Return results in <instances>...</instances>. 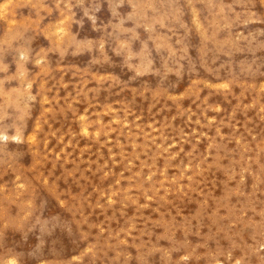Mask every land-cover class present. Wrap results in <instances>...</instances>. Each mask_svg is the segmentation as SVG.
<instances>
[{
	"label": "rangeland",
	"instance_id": "rangeland-1",
	"mask_svg": "<svg viewBox=\"0 0 264 264\" xmlns=\"http://www.w3.org/2000/svg\"><path fill=\"white\" fill-rule=\"evenodd\" d=\"M3 128L0 264H264V0H0Z\"/></svg>",
	"mask_w": 264,
	"mask_h": 264
},
{
	"label": "bare ground",
	"instance_id": "bare-ground-1",
	"mask_svg": "<svg viewBox=\"0 0 264 264\" xmlns=\"http://www.w3.org/2000/svg\"><path fill=\"white\" fill-rule=\"evenodd\" d=\"M57 32V31H56ZM97 47V46H96ZM20 53V56L22 57V58H26V56H27V52L26 51H20L19 52ZM108 54V53H107ZM111 67V66H110ZM259 77V76H258ZM27 84V83H26ZM177 84V83H176ZM23 86H24V84H23ZM31 97V96H30ZM29 101V100H28ZM81 127H82V124H81ZM8 130V129H7ZM7 130H5L4 128L3 129H1L0 130V139L1 138H3V139H6L7 137H8V135H9V131H7ZM82 130H84V131H86V128L83 126V129ZM81 130V131H82ZM20 136V135H19ZM10 137H14V134H13V136L11 135ZM9 137V138H10ZM19 138V137H18ZM20 154V153H19ZM12 258V257H11ZM7 261H8V259H7ZM8 263V262H7ZM9 264H16V262L13 260V259H11L10 261H9Z\"/></svg>",
	"mask_w": 264,
	"mask_h": 264
}]
</instances>
